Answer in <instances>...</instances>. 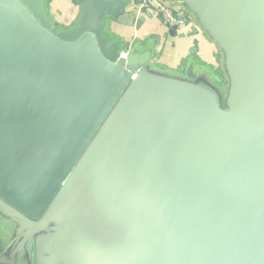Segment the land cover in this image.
Returning <instances> with one entry per match:
<instances>
[{"label": "water", "instance_id": "95a60500", "mask_svg": "<svg viewBox=\"0 0 264 264\" xmlns=\"http://www.w3.org/2000/svg\"><path fill=\"white\" fill-rule=\"evenodd\" d=\"M178 1L223 83L110 34L129 0H0V264H264V0Z\"/></svg>", "mask_w": 264, "mask_h": 264}, {"label": "crops", "instance_id": "0c3cea01", "mask_svg": "<svg viewBox=\"0 0 264 264\" xmlns=\"http://www.w3.org/2000/svg\"><path fill=\"white\" fill-rule=\"evenodd\" d=\"M129 1L131 8L137 9V15L144 17L141 26L137 28L135 24H123L110 19V34L121 36L124 42L133 41L136 46L153 43L155 57L152 63L157 70L184 76L192 69L197 75H210L217 82H224L220 50L195 22L194 25L176 26L177 29H174L155 10L147 9L142 12L141 0ZM162 1L182 7L178 0ZM47 4L55 21L64 26L72 24L80 9L77 0H47Z\"/></svg>", "mask_w": 264, "mask_h": 264}, {"label": "built area", "instance_id": "2783aa9c", "mask_svg": "<svg viewBox=\"0 0 264 264\" xmlns=\"http://www.w3.org/2000/svg\"><path fill=\"white\" fill-rule=\"evenodd\" d=\"M141 7L153 9L169 26L194 25V20L184 7H175L162 0H141ZM121 56H128V51L123 50Z\"/></svg>", "mask_w": 264, "mask_h": 264}, {"label": "rangeland", "instance_id": "374dc122", "mask_svg": "<svg viewBox=\"0 0 264 264\" xmlns=\"http://www.w3.org/2000/svg\"><path fill=\"white\" fill-rule=\"evenodd\" d=\"M110 30V29H109ZM111 32V31H110Z\"/></svg>", "mask_w": 264, "mask_h": 264}]
</instances>
